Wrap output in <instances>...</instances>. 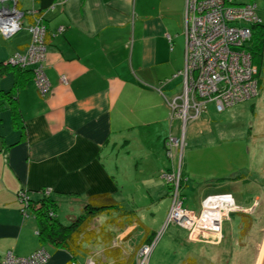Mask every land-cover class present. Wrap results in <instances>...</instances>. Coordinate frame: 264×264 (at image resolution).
<instances>
[{"label":"crops","instance_id":"obj_1","mask_svg":"<svg viewBox=\"0 0 264 264\" xmlns=\"http://www.w3.org/2000/svg\"><path fill=\"white\" fill-rule=\"evenodd\" d=\"M243 2H254L264 23V0L237 3ZM32 6L38 8V1L15 0L8 7ZM41 15L46 26L42 65L49 89L40 93L33 78L20 85L22 128L13 126L9 105L0 97V257L6 251L27 256L40 246L34 217L21 210L19 190L37 199L47 189L60 203L70 204L68 215L73 216L93 193L110 192L121 205L113 194L118 165L110 157L119 141L128 155L134 139L156 158L165 151L167 136L183 132L186 144L188 134L187 142L200 138V132L209 134L214 121L208 107L184 125L180 117L169 118L166 97L177 91L179 84H173L178 77L182 87L185 0H55ZM25 17V27L22 23L9 36L0 33V63L30 42L32 19ZM62 75L67 83L60 80ZM13 84L12 70L0 72V91ZM165 162L164 169L155 162L139 176H159L171 167L167 158ZM226 179L204 184L202 200L231 193ZM46 248L50 257L45 264H70L65 251ZM87 257L80 256L78 263L84 264Z\"/></svg>","mask_w":264,"mask_h":264},{"label":"rangeland","instance_id":"obj_2","mask_svg":"<svg viewBox=\"0 0 264 264\" xmlns=\"http://www.w3.org/2000/svg\"><path fill=\"white\" fill-rule=\"evenodd\" d=\"M22 23L24 27L27 25L26 17L22 18ZM179 81L181 77L174 81L173 85L179 86L176 92L166 97L167 101L182 93ZM192 100L203 104V109L208 107L213 112L210 117H214V121L211 123L209 134L207 131L200 132V138L187 142L190 137L188 134L186 144L183 136L182 144L185 150L180 166L178 159H170L166 151L159 152L160 155L156 158L146 154L147 148L138 146V141L134 139H130L128 155L125 151L127 146L119 141L110 156L118 165L114 178L117 185L114 186L113 194L121 206L137 210L142 223L154 231L155 243L147 256V264H182L186 257L196 259L197 264H256L264 249V67L260 72L257 93L251 98L227 106L221 111H216L212 102H203L202 98L195 95ZM110 145L111 142L108 148ZM187 146L190 149L186 148ZM175 148L174 146L173 152ZM135 149L139 150L138 155L131 159ZM159 157L164 162L166 158L170 161L169 169L173 167L174 170H183L187 182L184 180L179 188L184 197L183 205L192 211L198 212L201 207V187L204 184L215 178H227L225 181L231 184L230 192L238 209L221 223V236L209 232L205 238H200L192 233L189 238V229L171 221L164 224L171 204L168 195L171 187L160 176H151L150 179L148 176H139L141 169L149 172L150 166L155 162L158 167L163 166L160 169H164L166 162L159 160ZM136 164L137 170L134 166ZM183 165L187 168L184 169ZM45 192L48 190L45 189ZM70 207V204L59 203L57 216L60 222L65 223L68 217L73 216L68 215ZM239 211L251 218L249 227L241 235ZM75 213H78V210ZM125 235L129 237L125 245L133 250L143 237V230L141 227L133 230L129 226L120 233V237ZM142 260L143 256H139L138 263H142Z\"/></svg>","mask_w":264,"mask_h":264},{"label":"built area","instance_id":"obj_3","mask_svg":"<svg viewBox=\"0 0 264 264\" xmlns=\"http://www.w3.org/2000/svg\"><path fill=\"white\" fill-rule=\"evenodd\" d=\"M25 16L32 19L28 24L31 40L22 52H14L4 63L34 65L33 79L38 91L45 93L49 89L42 65L46 50V26L38 8L32 6L11 10L8 6H2L0 33L5 36L15 33L22 27V18ZM184 17V65L179 72L182 75V93L168 102L169 118L180 117L183 125L203 110V104L192 100L194 95L202 98L203 102H212L216 111H221L257 93V68L244 44L250 39L251 25L261 22L254 2L237 3L234 0H185ZM57 30L61 31L62 27ZM60 80L67 83L63 75ZM182 141L183 132L179 137L167 136L164 148L170 159L177 158L180 161ZM180 170L172 167L159 174L171 187V204L164 224L171 221L189 229V238L192 233L200 238L209 232L221 236V223L238 209L233 196L228 192L210 194L202 200L198 212L192 211L183 205L184 197L179 187L184 179ZM20 196L23 201L24 193H20ZM154 243L153 238L150 243L138 248L136 264H147V256ZM139 256H143L142 263H138ZM48 258L49 254L43 247L27 256L6 251L0 257V264H44ZM85 264H93V261L88 258Z\"/></svg>","mask_w":264,"mask_h":264},{"label":"trees","instance_id":"obj_4","mask_svg":"<svg viewBox=\"0 0 264 264\" xmlns=\"http://www.w3.org/2000/svg\"><path fill=\"white\" fill-rule=\"evenodd\" d=\"M37 1L38 11L41 14L55 0ZM250 28V39L244 45L249 50L251 60L257 68L256 78L259 83L260 72L264 67L262 65L264 23L256 22ZM45 39L46 33L44 35V44L46 45ZM33 68L34 65L21 66L0 63V72L10 69L14 73L13 86L8 91H0V97L6 100L9 105L13 126L20 128L23 126V121L18 108L17 90L27 79L33 78ZM183 181H181L182 184ZM22 191L25 198L23 197L24 200L21 201V210L25 214H31L35 219L39 247H43L48 254L49 251L46 247H51L55 251H65L69 255L70 264H79L78 258L85 255L88 256L85 261L90 258L93 264H136L138 248L142 244L150 243L154 238V231L142 223L137 210L122 208L110 192L90 194L79 205L78 213L63 223L57 216L59 199L45 191H42L40 198L34 199L29 196L28 191L19 190L20 200ZM239 212L241 235L249 227L251 218L244 212ZM129 226L133 230L138 227L143 230V237L133 250H129L125 245L129 239L128 235L120 237V233ZM182 264H197V261L192 257H186L182 260ZM206 264L215 263L208 262Z\"/></svg>","mask_w":264,"mask_h":264},{"label":"water","instance_id":"obj_5","mask_svg":"<svg viewBox=\"0 0 264 264\" xmlns=\"http://www.w3.org/2000/svg\"><path fill=\"white\" fill-rule=\"evenodd\" d=\"M4 5L13 7L15 5V0H0V8L1 6H4ZM259 264H264V253H262Z\"/></svg>","mask_w":264,"mask_h":264},{"label":"bare ground","instance_id":"obj_6","mask_svg":"<svg viewBox=\"0 0 264 264\" xmlns=\"http://www.w3.org/2000/svg\"><path fill=\"white\" fill-rule=\"evenodd\" d=\"M262 253H264V249H262ZM261 256H262V254L260 253V254H259V256H258V261H257V263H256V264H259V262H260V259H261Z\"/></svg>","mask_w":264,"mask_h":264}]
</instances>
